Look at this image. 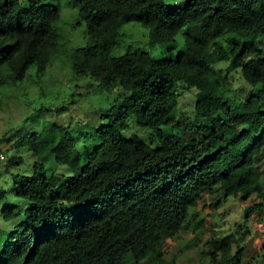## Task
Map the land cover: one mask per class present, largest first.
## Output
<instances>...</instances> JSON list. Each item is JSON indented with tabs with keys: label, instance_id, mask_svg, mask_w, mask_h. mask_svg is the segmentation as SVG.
<instances>
[{
	"label": "trees",
	"instance_id": "obj_1",
	"mask_svg": "<svg viewBox=\"0 0 264 264\" xmlns=\"http://www.w3.org/2000/svg\"><path fill=\"white\" fill-rule=\"evenodd\" d=\"M55 1L0 0V86L17 83L32 65L44 71L56 54L60 14L47 6ZM76 1L87 41L72 53V69L118 96L84 155L64 126L47 130L59 132L57 140L45 131L48 139L34 134L14 143L30 145L36 159L31 174L13 175L15 196L29 206L1 211L0 264H129L130 256L166 264L159 245L203 221L192 212L202 193L218 195L220 204L256 194L261 202L246 212L264 211L256 164L264 151V0ZM130 20L148 27L149 44L167 55L141 48L114 55ZM230 33L254 39L226 46L221 39ZM178 38L184 48L174 52ZM185 90L195 95L193 120L180 111ZM130 118L153 129L159 145L125 139ZM53 155L66 173L47 174ZM6 194L0 189V203ZM208 241L207 264H242L243 237L215 232Z\"/></svg>",
	"mask_w": 264,
	"mask_h": 264
},
{
	"label": "rangeland",
	"instance_id": "obj_2",
	"mask_svg": "<svg viewBox=\"0 0 264 264\" xmlns=\"http://www.w3.org/2000/svg\"><path fill=\"white\" fill-rule=\"evenodd\" d=\"M186 0H164L169 5L182 4ZM49 9H56L60 18L56 29L60 34L59 47L44 71L36 65L30 66L23 78L17 83L0 86V189L6 190V197L0 203L1 211L9 207L22 211L29 205L18 199L14 193L13 175L31 174L35 154L30 145L15 147L22 137L36 134L38 138L59 139V132L47 131L53 126L67 127L74 139L76 150L82 155L89 152L97 140V130L105 121L101 114L109 109L118 96L117 89L108 88L101 81L83 75H76L72 69V53L87 41L86 24L79 18V5L76 0H57L47 4ZM150 30L142 23L130 20L119 31L118 41L113 54H124L129 48H141L156 58L167 55L166 47L149 44ZM254 38L239 33H230L221 40L228 45L230 41L250 45ZM262 40L260 37L259 41ZM255 43V42H254ZM184 48V42L178 38L173 51ZM252 55L257 51L252 50ZM227 64V63H225ZM242 84L234 80L232 87L237 89ZM181 97V112L190 120L194 119L195 95L187 91ZM129 128L122 131L125 139L139 138L152 147L159 141L153 129L140 126L134 118L128 119ZM46 134H42L44 132ZM53 134H51V133ZM21 158L22 162L9 164L10 159ZM263 173L264 190V151L256 161ZM50 174L66 173V165L56 162L51 156L45 165ZM216 194L204 192L198 204L192 209L193 215L203 219L194 226L174 236H169L159 245L158 251L166 264H207L210 251L209 239L217 232L220 236L233 235L245 240L242 264H264V211L247 214L246 209L261 202L256 194L248 198L231 196L220 204ZM20 204V205H19ZM17 206L15 210L14 207ZM236 245H233V251ZM129 264H157L149 257L140 263L128 258Z\"/></svg>",
	"mask_w": 264,
	"mask_h": 264
}]
</instances>
